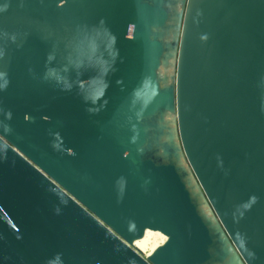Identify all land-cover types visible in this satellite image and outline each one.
Returning <instances> with one entry per match:
<instances>
[{"label": "water", "instance_id": "1", "mask_svg": "<svg viewBox=\"0 0 264 264\" xmlns=\"http://www.w3.org/2000/svg\"><path fill=\"white\" fill-rule=\"evenodd\" d=\"M0 264H264V0H0Z\"/></svg>", "mask_w": 264, "mask_h": 264}]
</instances>
